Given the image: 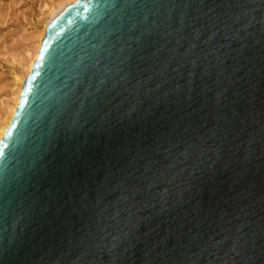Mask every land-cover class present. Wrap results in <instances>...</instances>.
<instances>
[{"label": "water", "instance_id": "water-1", "mask_svg": "<svg viewBox=\"0 0 264 264\" xmlns=\"http://www.w3.org/2000/svg\"><path fill=\"white\" fill-rule=\"evenodd\" d=\"M0 264H264V0H76L0 140Z\"/></svg>", "mask_w": 264, "mask_h": 264}, {"label": "rangeland", "instance_id": "rangeland-1", "mask_svg": "<svg viewBox=\"0 0 264 264\" xmlns=\"http://www.w3.org/2000/svg\"><path fill=\"white\" fill-rule=\"evenodd\" d=\"M49 4L50 0H0V115L19 73L18 63L35 44L32 36L41 31L47 19L43 7Z\"/></svg>", "mask_w": 264, "mask_h": 264}, {"label": "bare ground", "instance_id": "bare-ground-1", "mask_svg": "<svg viewBox=\"0 0 264 264\" xmlns=\"http://www.w3.org/2000/svg\"><path fill=\"white\" fill-rule=\"evenodd\" d=\"M76 0H50V4L43 7L46 11L44 15H47V19L42 27L40 29L41 31L38 33H35L32 38L34 39L35 44L32 47H29V51L25 53L23 61H20L21 63H18L20 65V70L17 75L14 76V83L13 87H11L10 93H9V99H7L6 103L2 106L3 107V113L0 115V140L15 112L16 106L19 102V96L21 92L22 85L24 83V80L26 76L31 71L32 65L34 61L37 58L41 42L45 36L46 29L49 25V22L67 5Z\"/></svg>", "mask_w": 264, "mask_h": 264}]
</instances>
